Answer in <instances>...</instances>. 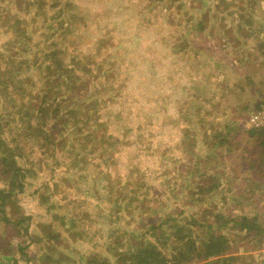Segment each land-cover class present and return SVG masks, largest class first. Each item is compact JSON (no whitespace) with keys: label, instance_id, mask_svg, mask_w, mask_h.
<instances>
[{"label":"rangeland","instance_id":"374dc122","mask_svg":"<svg viewBox=\"0 0 264 264\" xmlns=\"http://www.w3.org/2000/svg\"><path fill=\"white\" fill-rule=\"evenodd\" d=\"M254 5L0 0V139L7 147L23 142L25 157L16 163L33 168L3 210L11 219L29 217L21 226L27 232L3 228L0 215V264H120L126 253L164 239L168 256L180 245L175 238H206L202 222L215 215L230 221L219 232L236 248L244 233L232 219L264 227V144L245 130L264 99V16L251 15ZM18 26L21 44L12 39ZM48 80L74 88L52 105L66 123L54 162L31 138H18L35 124L20 121L27 103L48 85L65 90ZM66 107L79 110L80 120ZM92 132L109 138L95 143ZM233 253L231 264H264V244Z\"/></svg>","mask_w":264,"mask_h":264},{"label":"trees","instance_id":"16d2710c","mask_svg":"<svg viewBox=\"0 0 264 264\" xmlns=\"http://www.w3.org/2000/svg\"><path fill=\"white\" fill-rule=\"evenodd\" d=\"M32 4H29V6ZM6 23V22H1ZM15 23H18L15 21ZM1 27V26H0ZM6 28V25H4ZM13 30V29H12ZM11 30V31H12ZM13 32V31H12ZM18 33V36L21 35V37L24 36V32L21 27H16V30L14 31V35L12 38L14 43L17 41V37L15 34ZM11 39V40H12ZM24 39H27L24 37ZM21 44L20 40L17 41ZM48 58H51L50 60L55 58L54 51L48 56ZM27 62V59L26 61ZM54 69L55 70H61L62 67L58 65V60L53 61ZM50 63L47 64L46 70H51ZM60 82V81H59ZM47 83H51V87H54L57 83L58 86H64L65 90L61 91V89H56V92L54 93L50 86L48 85V88H45L46 90L39 91L35 98L33 99V105H29L27 103V109L22 114V117L20 118V121L24 120V122H30L31 119L34 120L35 124L32 125L30 123H27L25 125V130L27 134L24 132V134L19 133L18 138L20 141H27L29 138H31L34 142L33 146L35 145L40 150H42L43 155H46V157H49V161L53 160L54 158L58 156V153H62V150L64 149L65 143L64 140L66 137L64 126L66 125L65 120L62 119V117H59V104H56L55 107H52L53 103L58 99L59 96L63 94H69L72 92L74 93V88L70 87V85H65L64 83L60 82L59 84L56 80L51 81ZM55 88V87H54ZM62 88V87H61ZM1 90V86H0ZM52 95V98L50 97ZM31 108H35L36 110L32 111L34 114H28L29 110ZM71 112L67 111V107L63 111H67V114L70 115H76V120L79 121L80 117H78L79 110L69 109ZM94 112L96 111L93 109ZM66 116V115H65ZM89 117L87 120L84 121L83 125L90 124ZM56 121L53 125H51L52 121ZM50 126V127H49ZM61 128V130H59ZM76 129H78V126H76ZM104 129V127H103ZM247 135L250 136H256L257 142L260 144H264V131H257L256 129L253 130H246ZM1 134H5L2 131H0ZM31 133V134H29ZM93 133V134H92ZM90 135H94L93 138H95L94 142L98 143L102 140H108V136L103 135L102 138H99V134L92 132ZM85 136H89V133H87ZM90 138V137H89ZM6 140L0 139V181L3 183V187L0 190V215L1 218V224L3 228H5V225L12 226L13 229H15V234L19 236V234H24L27 232L28 226L21 227L24 222H27L29 220V217H24L22 213H18L17 216H15L14 219H11V216H8L4 213V208L8 207L11 204L12 199H15L16 194L22 192L24 185L26 184V179L28 178L29 173L32 172L33 168L30 167L28 169H23L21 166H19L16 163V158L23 159L25 157V153L22 151L23 142L21 144L13 145L11 147H7V145H3ZM77 141V140H76ZM7 143V142H6ZM220 144H225L224 140L219 141ZM9 144V143H7ZM30 144V143H29ZM64 144V145H63ZM31 152H33V147L30 144ZM48 153V154H47ZM49 155V156H48ZM48 159V158H47ZM47 159H44V162L47 161ZM58 161V159H56ZM30 163V162H29ZM209 187L205 188V190L209 193L212 192V190L215 188L214 185H208ZM201 189V190H200ZM200 191H203V188L200 187ZM205 191V192H206ZM208 214H212V211H209ZM13 217V216H12ZM10 218V222H9ZM215 220L210 221L206 223L207 221L202 222L203 228L206 230L208 229V234L206 235V238H202L199 241L194 240L191 238H184L179 237V239L175 238L173 242H180L179 247L178 245H175L173 247V251L167 256V254L162 253L163 247L165 243H167V239L162 240L161 242L154 240V242L149 241L144 246H139L135 249V252L126 253L125 255L121 257H116V259H120V264H231L232 261H235V257L233 256V251H237L238 245L243 247V250H247L249 244L251 241L256 242L258 245L264 244V227L256 225L255 219H247L244 217H241L239 219H232V227L234 229H237L238 232H243L244 235L240 236V241L237 243L236 246L232 245V242L228 239H225L223 235H220V229L225 227L226 224H229L230 221L224 219L222 216L215 215ZM9 222V223H8ZM206 223V224H205ZM190 224L195 227L196 223L195 220H190ZM196 228V227H195ZM195 233V232H194ZM190 234H192V231L190 230ZM239 239V236H238ZM161 244V245H160ZM166 246V245H165ZM24 248L21 245L17 246L18 253L21 254L20 259H23L24 261H28L26 258V253L24 252ZM12 248L6 249V254L9 252ZM12 254V253H10ZM10 254L5 255L4 258H10ZM122 255V254H120ZM9 256V257H8ZM86 264H108L106 261H100L97 262L93 261L92 259L87 261ZM110 264V263H109ZM113 264H119L113 263Z\"/></svg>","mask_w":264,"mask_h":264},{"label":"built area","instance_id":"2783aa9c","mask_svg":"<svg viewBox=\"0 0 264 264\" xmlns=\"http://www.w3.org/2000/svg\"><path fill=\"white\" fill-rule=\"evenodd\" d=\"M245 122V130H264V99L258 101Z\"/></svg>","mask_w":264,"mask_h":264},{"label":"crops","instance_id":"0c3cea01","mask_svg":"<svg viewBox=\"0 0 264 264\" xmlns=\"http://www.w3.org/2000/svg\"><path fill=\"white\" fill-rule=\"evenodd\" d=\"M251 8H254L253 13L251 15L256 16L255 14L260 13L261 17L264 16V0H257V1L255 0V5L253 7H250L249 9ZM262 56H263L262 58L264 59V54ZM262 148L263 147L259 149H262ZM257 156H258V159L260 158L259 156H261L260 154L258 155V151H257Z\"/></svg>","mask_w":264,"mask_h":264}]
</instances>
